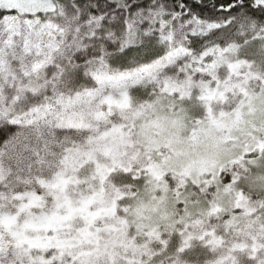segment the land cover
Masks as SVG:
<instances>
[{"label":"snow or ice","instance_id":"snow-or-ice-1","mask_svg":"<svg viewBox=\"0 0 264 264\" xmlns=\"http://www.w3.org/2000/svg\"><path fill=\"white\" fill-rule=\"evenodd\" d=\"M0 264H264V0H0Z\"/></svg>","mask_w":264,"mask_h":264}]
</instances>
